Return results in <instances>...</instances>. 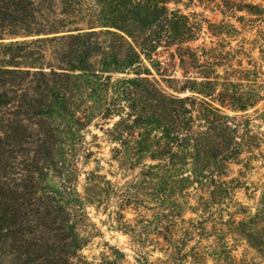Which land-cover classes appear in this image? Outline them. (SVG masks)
Instances as JSON below:
<instances>
[{"label": "trees", "instance_id": "obj_1", "mask_svg": "<svg viewBox=\"0 0 264 264\" xmlns=\"http://www.w3.org/2000/svg\"><path fill=\"white\" fill-rule=\"evenodd\" d=\"M91 1L85 27H67L66 12L41 20L37 0H0V264H88L80 230L100 202L98 183L78 192L75 158L97 118H118L110 139L117 161L138 169L136 184L152 186L156 216L175 210L176 196L196 184L213 188L251 138L249 121L229 113L255 108L261 93L240 72L223 79L205 48L185 49L198 71L174 92L189 95L149 78L145 63L157 66L159 48L180 52L198 39L188 16L169 8L182 0ZM206 1L264 24L260 4ZM255 236L245 238L262 253Z\"/></svg>", "mask_w": 264, "mask_h": 264}, {"label": "rangeland", "instance_id": "obj_2", "mask_svg": "<svg viewBox=\"0 0 264 264\" xmlns=\"http://www.w3.org/2000/svg\"><path fill=\"white\" fill-rule=\"evenodd\" d=\"M37 2L41 20L51 22L66 12L67 27H85V19L94 9L91 0ZM242 3L264 7V0L226 2L229 7ZM169 8L188 16L198 39L183 45L180 52L175 47L159 48L152 55L157 66L145 63L150 68L149 78L168 93L189 95L174 92L185 76L198 71L185 49L201 55L205 48L204 56L216 61L223 79L240 72L239 78L244 83L253 80L250 84L261 93L262 100L255 108L229 113L237 115V121H249L251 138L245 140V152L226 166L225 175L215 178L213 188L205 182L196 184L176 196L179 205L175 210L156 216L152 186L136 184L138 169L126 170L117 161V145L110 139L118 118H97L95 126L85 131L84 149L75 158L78 192L85 195L87 185L96 181L94 194L100 201L88 207L81 222L86 245L80 255L88 264H264V250L257 251L245 238L254 233L262 238L264 247V24L252 23L245 13L232 14L229 8L221 14L216 3L206 0L202 5L182 0ZM239 16L244 20L239 22Z\"/></svg>", "mask_w": 264, "mask_h": 264}]
</instances>
